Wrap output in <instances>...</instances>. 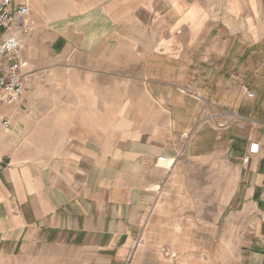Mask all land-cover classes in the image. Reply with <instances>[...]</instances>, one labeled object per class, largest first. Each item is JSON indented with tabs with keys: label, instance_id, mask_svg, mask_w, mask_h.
<instances>
[{
	"label": "crops",
	"instance_id": "0c3cea01",
	"mask_svg": "<svg viewBox=\"0 0 264 264\" xmlns=\"http://www.w3.org/2000/svg\"><path fill=\"white\" fill-rule=\"evenodd\" d=\"M13 4L1 45L27 78L25 108L0 107V264H139L143 242L144 264H264V0ZM208 133L229 158L222 235L147 231Z\"/></svg>",
	"mask_w": 264,
	"mask_h": 264
},
{
	"label": "rangeland",
	"instance_id": "374dc122",
	"mask_svg": "<svg viewBox=\"0 0 264 264\" xmlns=\"http://www.w3.org/2000/svg\"><path fill=\"white\" fill-rule=\"evenodd\" d=\"M2 39L0 38V46ZM215 137L213 134L212 136L209 133L203 134L197 142L191 137V141L183 147L179 167L171 174L170 185L163 192L161 191L163 198L155 203L152 219L147 222V231L180 229L183 232L195 231L198 234L202 232L205 236L212 231L213 225L217 224V237L220 238L226 216L229 214L227 203L231 190H229V158L227 155H216L215 151L210 149V146L215 144ZM161 214L167 215L163 218L165 220H162ZM213 215H217V223L213 221ZM206 216L207 218H204ZM209 216L212 220L208 219ZM156 244L161 247V242ZM151 245L152 242L141 243L140 251L135 258L139 264H144L149 259L151 250L146 247ZM153 251L163 253L165 257L170 256L166 248L158 252L155 249ZM153 256L156 259L157 255Z\"/></svg>",
	"mask_w": 264,
	"mask_h": 264
},
{
	"label": "built area",
	"instance_id": "2783aa9c",
	"mask_svg": "<svg viewBox=\"0 0 264 264\" xmlns=\"http://www.w3.org/2000/svg\"><path fill=\"white\" fill-rule=\"evenodd\" d=\"M13 0H0V34L15 18ZM18 14L22 17L28 12L26 5L17 7ZM19 50L18 41L14 36L8 37L0 47V53L7 58L6 62L0 61V107L1 105H17L25 108V99L23 97L26 76L23 73L25 63L14 61L12 54H17ZM248 95L253 96V92L249 91ZM0 123L8 127L10 121L6 118H0ZM264 154L263 141H254L250 144L249 154ZM249 156L244 158L248 161Z\"/></svg>",
	"mask_w": 264,
	"mask_h": 264
}]
</instances>
